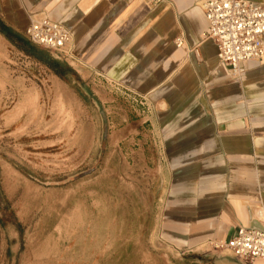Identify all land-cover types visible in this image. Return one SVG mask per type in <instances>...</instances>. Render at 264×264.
Returning a JSON list of instances; mask_svg holds the SVG:
<instances>
[{
    "label": "crops",
    "instance_id": "obj_1",
    "mask_svg": "<svg viewBox=\"0 0 264 264\" xmlns=\"http://www.w3.org/2000/svg\"><path fill=\"white\" fill-rule=\"evenodd\" d=\"M204 1L0 0V36L16 43L30 17H48L70 31L72 57L106 81L110 101L143 100L148 112L121 115L116 136L124 151L144 140L155 157L159 240L187 254L182 264H238L205 254L241 226L264 230V60L231 77L204 38Z\"/></svg>",
    "mask_w": 264,
    "mask_h": 264
},
{
    "label": "rangeland",
    "instance_id": "obj_2",
    "mask_svg": "<svg viewBox=\"0 0 264 264\" xmlns=\"http://www.w3.org/2000/svg\"><path fill=\"white\" fill-rule=\"evenodd\" d=\"M16 39L22 48L0 36V264H182L158 237L155 157L116 136L121 115L148 106L110 101L72 42ZM214 244L208 260L243 264Z\"/></svg>",
    "mask_w": 264,
    "mask_h": 264
},
{
    "label": "built area",
    "instance_id": "obj_3",
    "mask_svg": "<svg viewBox=\"0 0 264 264\" xmlns=\"http://www.w3.org/2000/svg\"><path fill=\"white\" fill-rule=\"evenodd\" d=\"M161 1L147 0L152 6ZM203 10L209 23L204 38L215 42L220 66L241 80L249 63L264 60V3L205 0ZM26 34L32 44L60 52L72 42L70 31L48 17H30ZM184 44L182 38L176 40L178 47ZM214 248L232 254L243 264L264 261V230L241 226L235 237L215 243Z\"/></svg>",
    "mask_w": 264,
    "mask_h": 264
},
{
    "label": "trees",
    "instance_id": "obj_4",
    "mask_svg": "<svg viewBox=\"0 0 264 264\" xmlns=\"http://www.w3.org/2000/svg\"><path fill=\"white\" fill-rule=\"evenodd\" d=\"M0 32L1 33H5L1 28H0ZM6 34V33H5ZM8 38H10L11 39V37H9V35H8ZM17 47H19V48H22L20 45H18V42H16V43H14Z\"/></svg>",
    "mask_w": 264,
    "mask_h": 264
}]
</instances>
